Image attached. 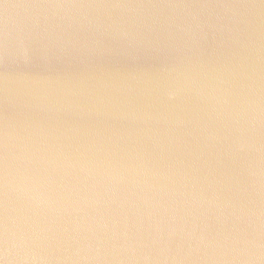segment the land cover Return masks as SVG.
I'll return each mask as SVG.
<instances>
[{
	"label": "water",
	"instance_id": "obj_1",
	"mask_svg": "<svg viewBox=\"0 0 264 264\" xmlns=\"http://www.w3.org/2000/svg\"><path fill=\"white\" fill-rule=\"evenodd\" d=\"M264 264V0H0V258Z\"/></svg>",
	"mask_w": 264,
	"mask_h": 264
},
{
	"label": "clouds",
	"instance_id": "obj_2",
	"mask_svg": "<svg viewBox=\"0 0 264 264\" xmlns=\"http://www.w3.org/2000/svg\"><path fill=\"white\" fill-rule=\"evenodd\" d=\"M7 261V252L5 251L4 257L0 258V264H6Z\"/></svg>",
	"mask_w": 264,
	"mask_h": 264
}]
</instances>
